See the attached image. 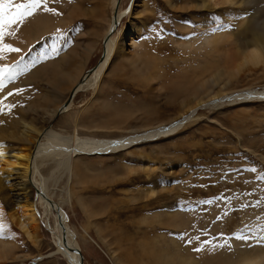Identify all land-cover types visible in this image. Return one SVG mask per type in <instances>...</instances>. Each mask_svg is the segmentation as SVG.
I'll return each instance as SVG.
<instances>
[{"label": "rangeland", "instance_id": "374dc122", "mask_svg": "<svg viewBox=\"0 0 264 264\" xmlns=\"http://www.w3.org/2000/svg\"><path fill=\"white\" fill-rule=\"evenodd\" d=\"M202 1L49 0L59 15L41 5L9 26L4 43L20 51L0 59L14 70L3 82L7 91L0 90V127L12 121L9 131L22 132L15 121L23 120L77 140L130 142L124 151L77 156L70 178L53 162L40 169L48 179L55 172L57 184L50 181L48 193L62 208L82 264H262L264 99L206 106L176 134L143 140L177 117L185 97L204 95L208 89L198 86L212 74L221 79L214 92L223 88L226 96L264 91V63L237 76L230 68L250 43L247 29L264 22V0L208 9L199 8ZM116 9L117 16L127 14L94 84ZM217 31L228 35L217 57L208 46L197 50L200 39ZM189 40L190 49L184 45ZM82 81L94 86L52 120ZM19 173L0 181L5 213L29 192ZM28 196L41 215V243L35 246L12 225L0 226L2 234L7 227L19 235L6 238L12 248L18 242V259L2 264H69L54 254V218L45 217L35 189Z\"/></svg>", "mask_w": 264, "mask_h": 264}, {"label": "bare ground", "instance_id": "6f19581e", "mask_svg": "<svg viewBox=\"0 0 264 264\" xmlns=\"http://www.w3.org/2000/svg\"><path fill=\"white\" fill-rule=\"evenodd\" d=\"M220 1L221 0H204L202 1L204 3L199 5V8L208 9L210 4H214L216 7L233 3V0H224L226 2ZM118 7L119 4L117 8ZM117 14L118 10L115 12L111 29L104 40V47L106 46L105 57L100 62V64L94 68V72L97 74L95 78L96 80H94L95 82L93 81L94 84L98 82L99 77L107 66L111 55V39L114 37V33L117 30L119 21H121V19L127 13L124 12L118 16ZM254 28L247 29L248 32L252 33V38L249 41L250 43L247 42L241 51H239L236 56V61H234L233 65L230 67L232 69L231 72L235 76L241 74L246 70V68L249 67L258 69L264 63V22L254 25ZM227 36V34L219 31L205 35L202 39H200L201 43H198L199 45L197 44L200 46V48L198 47L197 50L207 52L206 50L208 49L205 48L208 46L211 49L210 57H217L224 48V41L226 40ZM184 45H189L190 47L193 46L191 40L187 41ZM189 46L188 49H190ZM212 67L215 66L212 65L211 68ZM93 82L91 81L90 83H86L85 81H82L83 84L80 83L78 86H76L71 91V96L66 105H63L58 110H56L51 115V119L53 120V118L56 116L62 115L70 110L74 97L78 93L82 92V90L85 91L87 87L90 88L94 86ZM220 82L221 79H219L216 74H212L208 81L198 86L199 89H208L204 95L199 93V95L195 94L194 96L185 97L184 103L179 107L177 117L171 120L169 124L167 123V125L161 123L160 126L153 127V129L146 134L143 140L150 141L176 134L180 131L182 125L185 124L188 119H191L195 113H197V110H201L206 106L215 107L223 104V102L226 101L243 103L251 102L257 99H264V91L249 92L238 95L232 94L230 96H226V94L222 91L223 88H221L218 92H214V87H217ZM6 89L1 91V94H4L5 91H7ZM10 122L11 123L9 124V127L8 125L6 127H0V181L5 177H8V179L11 178L12 175L18 171L20 172L19 176H22L25 179L24 181L26 183V190H29V192L26 193V196H24L22 204L18 205L17 208H15L11 213H5L3 208L0 206V226L12 225L13 227L17 228L23 236L25 235L24 237H26V239L32 244L35 246L40 245L41 215L36 208L35 202L32 201L28 196V194H30L31 191L35 189L37 191V198H39L44 204L45 217L47 215L50 218L51 216L54 218V234L58 238L56 246L59 250L54 254H58V252L61 253L67 258L69 264H82L80 252L78 250L80 248L69 228V225L65 221L62 208L53 201L52 196H50L48 193L49 182L52 181L57 184L55 172H53L51 178L48 179L41 175L40 169L45 164L53 162L58 170L62 171L65 176H69L70 178L75 172L74 160L77 156L82 155L83 153L94 154L124 151L128 149L125 147L130 142H125L124 140H77L72 137L65 136L51 128H47L45 130L34 129L29 124H26L23 120L19 122L15 121L16 126L19 127L22 125L24 129L22 132L16 130L10 132V128L14 129L13 122ZM30 135L32 137H30ZM139 139L141 138L136 137V140ZM7 140L15 142L17 146L10 148L8 144H5L9 143ZM7 227H4L5 230L7 229L3 232L4 237H19L17 231ZM6 238H0V264L9 262L11 259H18V256L14 254V251L18 246V242H16L15 246L12 248V246L7 245ZM22 258L23 257H21V259ZM258 262L263 264L264 257L263 259L258 260Z\"/></svg>", "mask_w": 264, "mask_h": 264}, {"label": "snow or ice", "instance_id": "6c2138e0", "mask_svg": "<svg viewBox=\"0 0 264 264\" xmlns=\"http://www.w3.org/2000/svg\"><path fill=\"white\" fill-rule=\"evenodd\" d=\"M48 3L49 0H25L23 3H14V0H0V59H4L6 52L20 51V49L4 43L5 36L12 35V32L8 30L10 25L23 23L27 17L33 16L41 5H43L45 12L59 15L55 9L48 7ZM36 62L35 60L32 61L33 64ZM13 72L11 66L0 65V90L4 88V80L11 81L14 78ZM8 95L11 96L13 93L9 92ZM0 238H6L2 234V229H0ZM196 250L200 251V249Z\"/></svg>", "mask_w": 264, "mask_h": 264}, {"label": "water", "instance_id": "95a60500", "mask_svg": "<svg viewBox=\"0 0 264 264\" xmlns=\"http://www.w3.org/2000/svg\"><path fill=\"white\" fill-rule=\"evenodd\" d=\"M73 97V96H72Z\"/></svg>", "mask_w": 264, "mask_h": 264}]
</instances>
